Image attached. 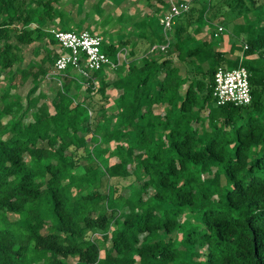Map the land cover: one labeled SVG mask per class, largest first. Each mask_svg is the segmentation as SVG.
<instances>
[{
	"label": "trees",
	"instance_id": "16d2710c",
	"mask_svg": "<svg viewBox=\"0 0 264 264\" xmlns=\"http://www.w3.org/2000/svg\"><path fill=\"white\" fill-rule=\"evenodd\" d=\"M59 1L0 0V69L22 60L10 39L55 45L24 27L61 21ZM198 1L120 65L123 42L101 40L112 66L57 76L52 114L33 93L59 53L20 70L23 99L0 92V264H264V33L233 57L197 36L240 0ZM238 66L249 104L216 106L213 73Z\"/></svg>",
	"mask_w": 264,
	"mask_h": 264
},
{
	"label": "crops",
	"instance_id": "0c3cea01",
	"mask_svg": "<svg viewBox=\"0 0 264 264\" xmlns=\"http://www.w3.org/2000/svg\"><path fill=\"white\" fill-rule=\"evenodd\" d=\"M27 3V2H26ZM68 4L70 7L68 9H63V7ZM29 7L34 8V4L27 3ZM168 2L167 0H60L59 3L55 6L56 11L59 12L62 16L61 21H57L56 17L53 20H45L41 21L42 23L39 24L37 21H32L28 23L26 27L29 28H38L40 31L52 34L54 31H60L59 29L62 27H74L79 30H85L91 34H95V29L91 26L93 25L96 29H100V25H97L96 22L99 19L106 18L108 20H121L122 17H127L129 21V26H131L132 30H129L127 33H123V36H129L130 39H122L119 41H116L117 43L122 41L123 45L121 46V49H118V51L122 50L126 53V48L129 47V44L136 43L138 40L137 38L149 35L153 32L152 30V24L154 23L153 20H155V16H157V20L159 21L162 17L161 14H165L168 9ZM100 12V15L98 13ZM116 13L118 17L116 16ZM115 14V15H114ZM114 18V19H113ZM123 25L125 26V23L123 22ZM112 26V25H109ZM120 26V25H119ZM133 26V27H132ZM141 27V28H140ZM9 28H15L16 30H20L22 28L21 23L14 22ZM114 28V27H112ZM140 28V29H139ZM137 30V31H136ZM108 35L113 34H120V32L113 33L111 32V27L108 29L103 30ZM101 38L99 35H95ZM8 43L11 46H15V48L18 49V52L22 60L12 65L10 68L2 70L0 69V78H2V87L0 88V92L7 91L9 94V91L11 93L9 96H12L13 94L19 96L21 99L24 98V96H20L16 92L17 84H31V77L30 75L26 76L25 78L20 75V70L23 67L30 65V63L34 64L33 68L31 69L32 72H37V63L40 61V59L45 58V52L46 50H51L54 54L59 53V49L56 45L53 46H47L45 42H34L30 45H24L19 44L15 45L13 40L10 39ZM117 51V52H118ZM43 52V54H41ZM40 55V56H39ZM122 56V59L119 61L116 55V63L117 65L121 63V61L124 60ZM44 69H46L47 72H49L50 68H48L47 64L44 63L42 65ZM27 72L28 69H25ZM24 70V71H25ZM46 72V74H47ZM14 74V77L10 79L11 75ZM46 74L40 78L39 85L37 86V89L40 90V84L53 82L52 79H49L46 77ZM18 81V82H17ZM29 89V87H28ZM27 89V90H28ZM36 89V90H37ZM57 91V90H56ZM27 92V91H26ZM36 92V91H35ZM26 94V93H25ZM34 95V98L35 94ZM47 97L46 94L40 90V95H38L37 103L33 107H38L40 104H42L44 101V97ZM51 97V96H48ZM54 97V96H52ZM45 103V102H44ZM43 103V104H44ZM47 108V106H46ZM47 111L49 114L53 113L52 105L51 109L47 108Z\"/></svg>",
	"mask_w": 264,
	"mask_h": 264
},
{
	"label": "built area",
	"instance_id": "2783aa9c",
	"mask_svg": "<svg viewBox=\"0 0 264 264\" xmlns=\"http://www.w3.org/2000/svg\"><path fill=\"white\" fill-rule=\"evenodd\" d=\"M168 9L159 20L163 32L169 30L173 20L186 12L187 4L167 0ZM221 28H218L219 32ZM59 54L55 58L46 77L56 81L57 76L63 75L70 69L78 78L90 80L91 74L107 66H112L108 58L100 51L101 39L85 30L54 31L52 32ZM161 49L163 47H160ZM211 98L216 106L232 104L234 106L247 105L250 102L248 73L242 66L223 70L217 68L213 73V88Z\"/></svg>",
	"mask_w": 264,
	"mask_h": 264
},
{
	"label": "rangeland",
	"instance_id": "374dc122",
	"mask_svg": "<svg viewBox=\"0 0 264 264\" xmlns=\"http://www.w3.org/2000/svg\"><path fill=\"white\" fill-rule=\"evenodd\" d=\"M172 1L176 2V0H172ZM183 1L184 3H189V4L195 2V0H183ZM204 1L205 0H199L198 2L204 3ZM251 1H254V4L258 5V7L255 9H252ZM69 7L70 6L66 4L63 7V9H68ZM163 15L161 14L160 16L162 17ZM116 16L118 17L117 13H116ZM155 18L157 19V16H155ZM108 19L107 18L106 20L99 19L96 22L97 25L101 26L100 29H96L93 25L91 26V29L92 28L95 29V32H93L95 33L94 35H99L101 37L100 39L102 40V43L104 44H109V43L114 44L115 43V45H117L118 43L116 41H119L122 39H130L129 36L122 37L123 33L125 32L127 33L129 30H132L131 26H129V21L127 17L126 18L122 17L121 20H118V19L115 20L114 18H113L114 20H111V19L108 20ZM123 22L125 23V26L123 25ZM109 25H112V26H109ZM109 27H111V32L113 31V33H115L116 31L118 33L120 32V34H117V33L113 35L106 34L103 30L108 29ZM218 28H221L219 32L217 31ZM59 30L60 31H74V32L81 31L74 27H62ZM260 33H264V0H240V3L237 5V7L230 9V10H225V12H223L220 17L216 18L213 22L203 26L201 29V33L199 36H197V38L208 40L210 39L209 38L210 34H215L214 39L212 38L211 41L216 43L214 44L215 46L220 44L218 47L226 51L228 50L229 43L231 42L233 44L234 49L230 55L234 57L240 54L243 43L247 39L254 38L256 35ZM41 54H43V52H41ZM116 55H117L118 60L120 61L122 59V56L125 55V51L123 52L122 50H120L118 51ZM30 66H32L33 68V64H32V65H27L23 67L22 69L24 70L28 69L29 71ZM2 83H5V82H2V78H0V88L2 87V85H4ZM28 87L30 89L32 87V84H29V85L27 83L17 84L16 92L20 96H24ZM40 90H42V92L47 95V97L45 96L43 99V101L45 102V103L43 102L44 105L47 106V108L51 109V101L54 100L55 95H56V90H58L57 82L53 81L51 83L48 82V83L40 84ZM40 90L38 88L36 92L33 93L37 95L35 96L36 99L38 98V95H40ZM8 91L10 94L11 91L10 90ZM48 96H51V97H48ZM208 105L209 107L213 106L212 102H210ZM111 120H113V117ZM111 124L112 123H110V125ZM110 163H112V160H110ZM82 164H85L84 160H82ZM122 193H126V191H123ZM8 218L10 221L15 219L13 215H8ZM186 218L187 217L184 216L182 220H185ZM100 237H101V233L99 231H83L81 233V238L86 239V240H100ZM168 237H178V235L171 234Z\"/></svg>",
	"mask_w": 264,
	"mask_h": 264
}]
</instances>
